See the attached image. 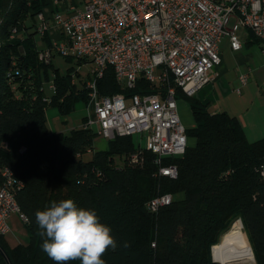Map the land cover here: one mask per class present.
<instances>
[{"label":"trees","instance_id":"16d2710c","mask_svg":"<svg viewBox=\"0 0 264 264\" xmlns=\"http://www.w3.org/2000/svg\"><path fill=\"white\" fill-rule=\"evenodd\" d=\"M46 5L45 0H0V170L9 167L20 183L13 192L27 217L28 236L11 246L0 235V264H55L41 249L35 213L63 199L95 210L111 227L117 247L104 254L105 264H219L211 247L237 218L253 264H264V137L249 141L236 116L211 113L179 88L177 100L189 103L193 124L186 127L184 153L163 157L160 164L151 151L138 150L133 136H115L106 148L94 150L93 128L51 130L46 109L67 115L76 103L86 105L89 75L81 77L74 66L60 73L52 62L39 60L36 38L51 45L49 33L39 36L36 24ZM246 41L261 45L252 32ZM86 61L76 58L75 64ZM51 81L54 92L46 89ZM97 88L103 96L155 91L142 77L134 88L122 87L111 66L97 79ZM88 151L92 155L84 159ZM135 152L139 160L133 163ZM169 164L177 168L175 177L158 173L159 166ZM165 193L171 195L169 204L147 209L151 198Z\"/></svg>","mask_w":264,"mask_h":264},{"label":"built area","instance_id":"2783aa9c","mask_svg":"<svg viewBox=\"0 0 264 264\" xmlns=\"http://www.w3.org/2000/svg\"><path fill=\"white\" fill-rule=\"evenodd\" d=\"M63 4L50 16L39 12V36L53 28L58 37L38 48L40 61L49 63L53 54L86 58L91 67L85 80L88 101L86 121L98 135L137 136L138 150L146 149L160 164L163 157L184 153L186 127L181 122L177 89L192 96L213 80V69L221 60L219 43L228 38L232 50L242 47L239 29L252 32L264 50V0H54ZM111 66L124 88L135 87L139 77L155 87L153 92H118L101 95L97 88L105 69ZM244 84L246 73L239 75ZM51 92L55 84H48ZM49 102L50 97H42ZM143 141V144H142ZM138 152L130 159L138 162ZM158 173L175 177L174 164L159 166ZM12 170H0V235L10 230L9 218L16 213L23 222L14 195ZM171 195L151 198L146 207L156 211L169 204Z\"/></svg>","mask_w":264,"mask_h":264},{"label":"crops","instance_id":"0c3cea01","mask_svg":"<svg viewBox=\"0 0 264 264\" xmlns=\"http://www.w3.org/2000/svg\"><path fill=\"white\" fill-rule=\"evenodd\" d=\"M45 1L43 12L47 16L63 8V4L54 0ZM247 35H243L239 50H232L228 38H222L219 43L221 60L214 67L213 80L202 85L192 97L205 104L211 113L225 111L236 116L246 138L254 141L264 137V50L257 42L248 43ZM49 36L53 40L58 32L51 28ZM242 73L248 76L244 84L239 80ZM184 101L183 105H187L191 113L189 103ZM5 239L9 245H15L10 244L6 236Z\"/></svg>","mask_w":264,"mask_h":264},{"label":"clouds","instance_id":"9594fccd","mask_svg":"<svg viewBox=\"0 0 264 264\" xmlns=\"http://www.w3.org/2000/svg\"><path fill=\"white\" fill-rule=\"evenodd\" d=\"M41 249L55 264H105L102 259L117 241L110 226L100 222L92 209L77 207L72 199L51 201L35 213Z\"/></svg>","mask_w":264,"mask_h":264},{"label":"rangeland","instance_id":"374dc122","mask_svg":"<svg viewBox=\"0 0 264 264\" xmlns=\"http://www.w3.org/2000/svg\"><path fill=\"white\" fill-rule=\"evenodd\" d=\"M245 30L243 28H240L238 33L239 36L243 37ZM17 33H15L16 36ZM20 35V34H19ZM12 37V36H11ZM224 40H227V37H224ZM1 42V37H0ZM37 46L43 47L45 46V42L43 40H40L39 37L36 38ZM52 65L58 69L60 73H64L66 69L70 66H74L75 69L80 73L81 77L84 78V76L89 71V68L91 67V63L89 61H86L85 63L81 65H76V58L73 57L72 60H67L64 56H62L59 53H54L52 56ZM214 70V69H213ZM77 80V79H75ZM48 84H46V89H48ZM186 104V102L183 100H177L178 105V112L181 118V122L185 127L192 126L193 124V117L189 111V108ZM87 109L86 105H84L82 102L76 103L74 110H72L67 115H61L58 113L57 109L55 107L49 106L46 109V118H47V124L49 128L53 131H63V132H69L72 128H77L83 124V117H86ZM137 136L134 137L135 143H137ZM190 142V140H189ZM143 144V141H142ZM107 146V139L97 135V137L94 140L93 149H104ZM92 155V151H88L83 155L84 159H89ZM115 163L121 164L122 161L115 157ZM239 219V218H237ZM236 219V220H237ZM235 220V221H236ZM9 224H10V230L5 234V236L8 238L10 244H16V243H24L27 241L28 236L25 230L24 222L20 220L16 213H12L9 218ZM243 230V227H242ZM252 250V249H251ZM213 254V252H212ZM253 255V253H252ZM253 264L254 263V256L252 260H249L248 262L244 261H232L227 264ZM222 264V263H219Z\"/></svg>","mask_w":264,"mask_h":264},{"label":"bare ground","instance_id":"6f19581e","mask_svg":"<svg viewBox=\"0 0 264 264\" xmlns=\"http://www.w3.org/2000/svg\"><path fill=\"white\" fill-rule=\"evenodd\" d=\"M231 224V227L222 234L220 240L212 246L214 258L222 264L252 260V250L248 238L242 230L241 221L237 219Z\"/></svg>","mask_w":264,"mask_h":264},{"label":"water","instance_id":"95a60500","mask_svg":"<svg viewBox=\"0 0 264 264\" xmlns=\"http://www.w3.org/2000/svg\"><path fill=\"white\" fill-rule=\"evenodd\" d=\"M239 220H240V219H239ZM240 221H241V220H240ZM211 256H212L213 261L219 262V261H217V260L214 258L213 254H212V247H211ZM219 263H220V262H219Z\"/></svg>","mask_w":264,"mask_h":264}]
</instances>
